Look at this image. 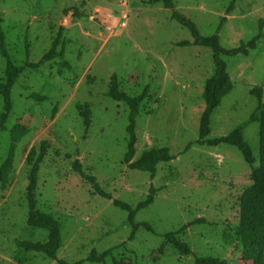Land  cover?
Segmentation results:
<instances>
[{"label": "rangeland", "instance_id": "rangeland-1", "mask_svg": "<svg viewBox=\"0 0 264 264\" xmlns=\"http://www.w3.org/2000/svg\"><path fill=\"white\" fill-rule=\"evenodd\" d=\"M173 2L205 35L225 17L220 30L225 47L251 39L262 20L264 31V0H237L230 11V0ZM171 13L162 2L144 0H0V26L13 63L38 62L55 39L57 50L64 51L37 67H25L10 91L12 110L6 129L0 130V170L10 167L4 176L0 172V264H58L15 244L16 239H47L46 230L26 224L28 174L41 141L47 142V154L40 163L37 204L61 223L58 258L82 259V264H194L195 256H214L229 264H264V258L244 259L240 236L243 193L264 182L259 122L244 130L253 165L235 146L195 142L204 85L214 70L212 50L177 45L191 40V32ZM223 58L232 88L211 114L209 138L228 135L253 112L264 110V39L247 56ZM65 60L70 69L61 66ZM112 75L118 92L134 96L146 90L136 117L133 160L159 147L175 156L159 163L154 177L124 162L130 110L108 95ZM256 86L262 88L259 109V99L250 94ZM18 121L28 131L7 162L10 129ZM75 161L113 198L134 206L151 185L157 188L154 201L135 217V222H149L155 233L139 228L129 240L127 211L95 194L74 170ZM199 218L205 222H195ZM171 231L193 254L183 255L168 242L163 235ZM93 248L98 253L111 249V254L101 263L86 261Z\"/></svg>", "mask_w": 264, "mask_h": 264}, {"label": "trees", "instance_id": "trees-1", "mask_svg": "<svg viewBox=\"0 0 264 264\" xmlns=\"http://www.w3.org/2000/svg\"><path fill=\"white\" fill-rule=\"evenodd\" d=\"M145 3L162 2L167 8L172 9L171 18L179 22L182 26L188 28L191 32V40H181L177 42L179 46H203L212 50V59L214 62L213 73L206 79L203 91L204 109L200 116L199 125V138L195 141L199 145L217 146L219 144H229L237 147L247 164L253 165L255 162V155L253 154L251 146L244 139V130L252 122H259V140L260 149L262 153V159L264 160V110L260 113L253 112L250 117L238 125L232 132L226 136L209 138L211 132L210 118L212 112L218 107L221 99L232 88L231 77L228 73V63L223 58L234 57L238 55L247 56L252 50L258 47L259 41L264 39L263 20L260 21L258 33L246 42H242L236 47H225L220 41V30L225 22V17L220 20L215 32L212 34H202L197 24L186 15L181 14L175 9L173 0H144ZM237 0H230L228 5V11H230ZM75 13L77 10L75 9ZM1 21V18H0ZM63 50H57V39L52 43L50 49L42 55L36 63H25L22 65H16L10 59L7 44L5 41V33L0 26V55L5 59V81L0 83V95L3 98V109L0 113V130L6 129V122L9 118V114L12 110V102L10 98V91L13 84L18 79L19 74L25 67H37L49 60H52L58 56H62ZM64 68H71L68 61H63L61 64ZM111 89L108 95L115 100H122L129 106L128 125L126 127L128 133L127 151L124 155V162L129 169H136L150 172L154 177L157 171V166L161 162H168L175 158L170 153L168 147L150 148L143 150L137 159L133 160L135 154V147L137 142L136 134V117L139 114L140 102L146 96L145 91L130 96L123 92L116 90V76L112 75L110 79ZM250 94L256 96L259 99L258 109L262 107V88L253 87L250 90ZM44 99L45 97H37ZM28 131L27 127L18 121L10 129V149L7 162H11L13 154L16 149V145L20 138ZM191 143L186 147L188 149ZM47 154V142L41 141L39 145L38 153L35 160L31 163L30 171L28 174L27 182V218L26 224L29 227L44 229L48 232L47 239L45 241H31V240H15V244L27 251H33L36 253L44 254L46 257L57 260L58 264H82V259L70 262L63 258L57 257V250L61 245V223L56 218L52 217L49 213H46L38 208L37 204V182L38 174L40 170V163L43 161ZM9 165H5L1 170V175L4 176L9 169ZM73 168L84 179H86L93 187V192L105 199L113 200L115 206L127 211V221L131 226V234L129 240H132L136 231L139 228L155 233L153 226L149 222H135V217L139 211L148 207L155 199L158 191L153 185L150 186L147 197L139 201L135 206L126 201H122L113 198L112 194L107 192L93 174H88L82 171L79 161H75ZM241 210L244 219V226L240 232L241 241L244 247V259L257 262L261 258H264V182H255L248 187L241 198ZM195 222L198 224L204 223L205 219H197ZM184 225L181 230L186 228ZM177 232L171 231L163 236L168 240L170 244L181 254L190 255L193 254V249L185 241H179L176 238ZM111 254V249H107L101 253H98L95 248L92 249L88 257L85 259L89 262L101 263L104 262L106 257ZM194 264H229L225 260L214 256H195Z\"/></svg>", "mask_w": 264, "mask_h": 264}]
</instances>
